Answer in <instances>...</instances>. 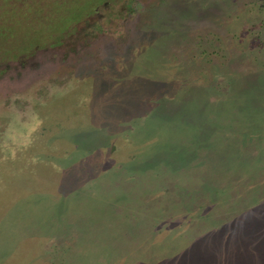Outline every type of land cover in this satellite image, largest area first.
<instances>
[{"label":"rangeland","instance_id":"rangeland-1","mask_svg":"<svg viewBox=\"0 0 264 264\" xmlns=\"http://www.w3.org/2000/svg\"><path fill=\"white\" fill-rule=\"evenodd\" d=\"M0 264H264V0H0Z\"/></svg>","mask_w":264,"mask_h":264}]
</instances>
